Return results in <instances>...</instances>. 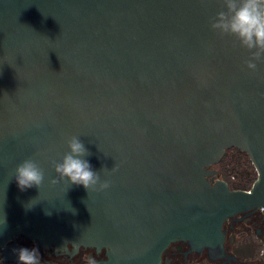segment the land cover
Here are the masks:
<instances>
[{"label":"water","instance_id":"water-1","mask_svg":"<svg viewBox=\"0 0 264 264\" xmlns=\"http://www.w3.org/2000/svg\"><path fill=\"white\" fill-rule=\"evenodd\" d=\"M221 10L223 0H0L6 258L18 261L21 246L6 243L25 235L105 248L103 264H160L180 240L217 259L226 219L264 212V60L247 69L251 53L210 27ZM71 136L110 188L50 182ZM232 147L257 170L248 190L217 178ZM29 158L45 178L21 191L15 169Z\"/></svg>","mask_w":264,"mask_h":264},{"label":"clouds","instance_id":"clouds-1","mask_svg":"<svg viewBox=\"0 0 264 264\" xmlns=\"http://www.w3.org/2000/svg\"><path fill=\"white\" fill-rule=\"evenodd\" d=\"M226 10H221L210 22V27L221 36H234L240 46L250 53L245 61L249 70L257 69L258 61L264 60V0H223ZM67 151L61 160L53 161L52 167L56 178L50 182L56 184L66 180L69 185H82L88 190L104 191L111 186L108 180L101 181L100 174L92 170L91 164L84 157L91 155L78 136L67 138ZM114 166L112 171H116ZM45 178L44 170L39 164L29 158L15 169L14 179L21 191L36 186L40 188ZM29 208L31 206H28ZM73 213L75 212L72 209ZM49 214V212H46ZM73 249L78 252L79 245L73 243ZM18 257L17 264H41L37 248L21 247L14 249ZM58 251H67L66 246ZM87 264H97L93 257L87 258Z\"/></svg>","mask_w":264,"mask_h":264},{"label":"flooded vegetation","instance_id":"flooded-vegetation-1","mask_svg":"<svg viewBox=\"0 0 264 264\" xmlns=\"http://www.w3.org/2000/svg\"><path fill=\"white\" fill-rule=\"evenodd\" d=\"M217 178L223 179L219 172ZM223 230L226 233L225 256L211 259L206 249L202 252L191 250L186 242L180 240L165 249L160 264H264V212L261 208L228 217ZM6 245L37 248L41 264H87L88 257L95 258L97 264H103L108 259L105 248L98 250L96 247L81 246L78 252H73V245L69 244L68 251L60 252L44 247L36 239L25 235H18ZM0 264H17V261L6 258L0 249Z\"/></svg>","mask_w":264,"mask_h":264},{"label":"trees","instance_id":"trees-1","mask_svg":"<svg viewBox=\"0 0 264 264\" xmlns=\"http://www.w3.org/2000/svg\"><path fill=\"white\" fill-rule=\"evenodd\" d=\"M222 166V178L232 189H250L258 173L249 155L237 147L226 150L219 163Z\"/></svg>","mask_w":264,"mask_h":264},{"label":"rangeland","instance_id":"rangeland-1","mask_svg":"<svg viewBox=\"0 0 264 264\" xmlns=\"http://www.w3.org/2000/svg\"><path fill=\"white\" fill-rule=\"evenodd\" d=\"M215 168L219 171V176H223L222 166L218 163L215 165Z\"/></svg>","mask_w":264,"mask_h":264}]
</instances>
